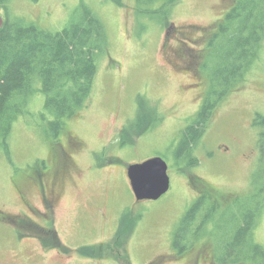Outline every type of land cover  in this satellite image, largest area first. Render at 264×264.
I'll return each mask as SVG.
<instances>
[{
    "label": "rangeland",
    "instance_id": "obj_1",
    "mask_svg": "<svg viewBox=\"0 0 264 264\" xmlns=\"http://www.w3.org/2000/svg\"><path fill=\"white\" fill-rule=\"evenodd\" d=\"M235 1L181 0L171 11L174 28L138 15L136 0H123L121 6L112 0H9L7 9L0 8L4 21L23 18L57 32L88 6L105 25L115 61L101 64L91 102L65 120L61 132L50 127L55 118L46 111L45 94L36 91L29 114L15 121L8 149L0 147V264H218L228 232L238 224L233 212L223 211L232 196L264 203V158L258 147L264 127L256 121L264 116V50L245 85L220 102L197 146L181 150L180 144L205 100L207 80L197 69L205 44ZM41 87L37 80L35 88ZM140 96L164 119L122 145L120 133L134 119ZM148 115L138 130L151 122ZM71 136L83 147L69 150L77 159L72 176L80 180L58 185L50 193L56 200L42 204L38 173L54 168ZM154 156L167 161L171 187L157 200L138 201L127 168ZM24 178L34 182L24 193L31 208L15 184ZM204 183L215 189L221 211L205 223L192 247L177 253L174 231ZM22 219L31 224L14 222ZM32 222L57 236L47 234L41 241L33 236ZM122 223L127 231H119ZM253 238L264 246V212Z\"/></svg>",
    "mask_w": 264,
    "mask_h": 264
},
{
    "label": "trees",
    "instance_id": "obj_2",
    "mask_svg": "<svg viewBox=\"0 0 264 264\" xmlns=\"http://www.w3.org/2000/svg\"><path fill=\"white\" fill-rule=\"evenodd\" d=\"M112 1L119 6L124 3L123 0ZM180 1L136 0V12L158 18L164 28H174L170 15ZM8 2L0 0V8L7 9ZM216 27V32L205 44L207 51L201 55L202 61L197 68L207 80L205 100L193 124L182 135L181 150L197 146L220 102L245 85L260 62L264 50V0H236ZM105 60L111 65L115 62L110 55L107 31L103 21L88 6L83 7L78 20L57 32L28 23L23 18L4 21L0 27V147L8 149L15 121L20 115L29 114L28 103L36 91L45 94L46 111L55 118L50 121V127L57 134L61 132L65 120L79 115L91 102L98 70ZM37 80L41 81V90L35 88ZM147 103L145 97L140 96L134 119L120 133L122 145L130 144V135L140 137L164 119L162 113ZM147 114L151 122L140 131ZM256 121L264 127V116L258 115ZM258 147L263 159L264 129L260 132ZM214 191L210 186L202 189L196 203L174 231L172 247L177 253L192 247L205 223L214 221L220 209ZM231 205L237 208H229ZM223 211L233 212L238 224L228 232L230 239L219 251L223 257L215 254L218 264H264V246L255 243L253 238L264 203L235 198ZM132 221L134 228L136 220ZM24 222L31 223V220L22 219L18 225ZM120 225L119 231H127L126 224ZM34 231L33 236L41 241L47 234L57 236L56 231L35 223ZM92 253L102 255L98 251Z\"/></svg>",
    "mask_w": 264,
    "mask_h": 264
},
{
    "label": "water",
    "instance_id": "obj_3",
    "mask_svg": "<svg viewBox=\"0 0 264 264\" xmlns=\"http://www.w3.org/2000/svg\"><path fill=\"white\" fill-rule=\"evenodd\" d=\"M3 25L4 19L0 16V27ZM127 174L138 201L157 200L171 187L169 165L161 156L129 165Z\"/></svg>",
    "mask_w": 264,
    "mask_h": 264
},
{
    "label": "flooded vegetation",
    "instance_id": "obj_4",
    "mask_svg": "<svg viewBox=\"0 0 264 264\" xmlns=\"http://www.w3.org/2000/svg\"><path fill=\"white\" fill-rule=\"evenodd\" d=\"M80 145H81V140H79V138H76L75 136H71L69 139L67 147H64V146L62 147L61 156L58 158L57 163L54 165V168L51 169L50 171H45V172L41 171L38 173V182L37 183L39 184L38 186L41 188L42 204H45L47 201L49 202L50 200H56V198H54L55 196L51 197L50 193H52L53 191H56L58 185H60V187H64V186H66L67 182H69L71 180H75L74 182L76 183L77 179H79V177L75 179L74 176H72L73 162L77 159H75L73 156L72 157L70 156L69 150H73V149L81 150V149H83V147H81ZM76 170H77V168H76ZM46 175H47V180L44 179V177H43ZM33 183H34L33 181H31L30 179H27V178H24V179L20 180L18 183H15V184H17L19 192L20 193L22 192L21 198L25 203L24 205L28 208H31V203H29L28 198L24 193H26L27 187H30ZM46 185H49V187H47ZM205 186L209 187V186H207V183L203 184V187H205ZM201 191H202V189L199 191L200 195H201ZM235 198L237 199L238 195L232 196L231 199L234 200ZM1 219L6 220L7 216H2ZM14 222L17 223L20 221L14 220ZM27 224H31V223L28 222ZM36 224H38V223H36ZM39 226H41V225H39ZM17 230H18V233H21L19 228H17ZM20 237H22V236H20Z\"/></svg>",
    "mask_w": 264,
    "mask_h": 264
}]
</instances>
